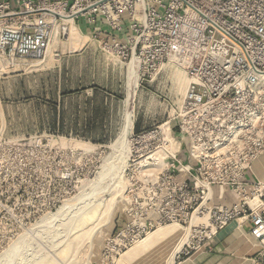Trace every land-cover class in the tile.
Instances as JSON below:
<instances>
[{"label":"rangeland","instance_id":"1","mask_svg":"<svg viewBox=\"0 0 264 264\" xmlns=\"http://www.w3.org/2000/svg\"><path fill=\"white\" fill-rule=\"evenodd\" d=\"M79 22L84 21L75 25L87 37L80 48L68 50L65 34L57 37L50 62L37 67L31 65L34 58L17 59L0 72V264H127L128 254L122 255L128 250L165 264L178 238L188 232L175 255L179 262L203 245L197 248L193 231L196 222L207 220L193 215L181 223L158 224L159 201L168 185L156 180L162 168L140 164L157 149L153 140L139 137L171 117L186 75L170 61L139 75L132 128L120 140L129 63ZM185 153L179 154L182 160ZM212 191L222 193L226 205L236 202L224 188L213 186ZM169 224L176 228L169 237L147 238ZM128 225L150 229L111 257L109 243Z\"/></svg>","mask_w":264,"mask_h":264},{"label":"built area","instance_id":"2","mask_svg":"<svg viewBox=\"0 0 264 264\" xmlns=\"http://www.w3.org/2000/svg\"><path fill=\"white\" fill-rule=\"evenodd\" d=\"M67 18L74 24L103 19L95 36L121 62L133 60L139 75L169 61L183 69L186 89L171 117L139 137L165 151L156 180L168 188L158 224L207 214L193 231L198 248L233 220L248 223L258 246L250 264H264V181L245 179L264 155V0H0V57L10 64L44 57L54 38L65 36ZM170 138L175 147L167 151ZM213 186L229 189L236 202H214ZM149 229L124 227L109 243L111 257Z\"/></svg>","mask_w":264,"mask_h":264},{"label":"crops","instance_id":"3","mask_svg":"<svg viewBox=\"0 0 264 264\" xmlns=\"http://www.w3.org/2000/svg\"><path fill=\"white\" fill-rule=\"evenodd\" d=\"M79 23H82V27H85L86 32L92 35H95L100 30L103 31L105 27V22L101 18H98L94 23L85 21ZM245 179L248 182L256 180L264 181V155L259 156L252 163L246 173ZM223 192L227 193H225V196H231L235 200L234 195L229 189L224 188ZM217 196H220L221 199ZM214 198L216 203L226 205L224 204L222 194H215ZM232 204L227 206H231ZM257 250L258 246L256 242L249 235V224L233 220L223 229L219 230L210 241L204 243L199 249L181 261L176 262V264H250L251 257ZM141 256L143 255H129L126 262L127 264H160L154 256L149 260L144 255L145 259L139 260Z\"/></svg>","mask_w":264,"mask_h":264},{"label":"bare ground","instance_id":"4","mask_svg":"<svg viewBox=\"0 0 264 264\" xmlns=\"http://www.w3.org/2000/svg\"><path fill=\"white\" fill-rule=\"evenodd\" d=\"M65 23L67 25L66 32H65V34H66V41H67L66 42L67 43V48H68V50H76V49H78V48H80L82 46L83 39H86L87 37L84 36V35H82L79 32L77 26L73 23V21L71 19H69V18L65 19ZM58 43H59V41H58V38L56 36L54 38L53 42L46 49L45 54H44V57L42 59H36V60L34 58V61L32 62L31 65L38 67L39 65H41L43 63H48V61L50 62L51 59L54 57V54H53L54 51L53 50L58 45ZM3 61L4 60L0 57V72L3 71V70L8 69V66H7L8 65V62L7 61H4L3 62ZM13 64H15V63H13ZM138 77H139L138 69H137L134 61L132 60V61L129 62V64L127 66V97H126V101H125V103H126V114H125L124 127H123V130H122L121 135L119 137L120 140L123 139V138H127L128 133L130 132V130L132 128V126H131L132 102H133L134 95L136 93V88L138 86ZM186 79H185V83L187 82ZM161 128L164 131H166V133H168L169 128H168V126L166 124L162 125ZM123 141H125V140L123 139ZM62 143H64V142L62 141ZM76 145L83 146L86 149H93L94 148L93 146H84V145L79 144V143H77ZM112 146H114V144H112ZM174 147H175V144L173 143V141L170 138V142L166 145L165 148H166L167 151H172L174 149ZM163 154H165V151H163L162 153L156 152L153 155L151 154V158L154 160V162L151 165H147V166H153V167L154 166H157L158 168L161 169L163 167V164H162L163 162H161V158H162ZM212 188L213 187H210V189H209V194L210 195L213 194ZM203 219L204 220H207L205 217ZM193 221H197V220L196 219H193ZM202 221L200 220V222H202ZM175 229L176 228H175L174 224H169V225H166V226H161L160 229H158L154 233L150 234V236L147 237V238L148 239L149 238H155V237L156 238H158V237L160 238V236L163 237V238H167V237H169L172 234V232ZM187 237H188V232H185L184 234L181 235L180 238H178L177 243L175 244V246L172 249L173 252L168 253V256L166 258H164L165 259V264H176V262H175V255L180 250V248L186 243ZM144 242H145V240L139 242L136 246H139V245L143 244ZM66 251H68L67 248L62 253H65ZM129 251H131V250H128V252L124 253L122 255V258H123V256L125 254L126 255L127 254L129 255L130 254ZM122 258H120L119 260H121Z\"/></svg>","mask_w":264,"mask_h":264}]
</instances>
